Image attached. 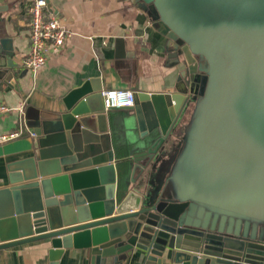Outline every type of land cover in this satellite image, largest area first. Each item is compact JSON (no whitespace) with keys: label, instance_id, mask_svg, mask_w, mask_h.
Here are the masks:
<instances>
[{"label":"water","instance_id":"1","mask_svg":"<svg viewBox=\"0 0 264 264\" xmlns=\"http://www.w3.org/2000/svg\"><path fill=\"white\" fill-rule=\"evenodd\" d=\"M131 1L173 45L174 90L137 91L117 118L91 78L62 109L27 112L36 145L0 187V248L48 238L50 264L71 246L98 262L136 248L156 264H264V0ZM13 53L0 36V67Z\"/></svg>","mask_w":264,"mask_h":264},{"label":"crops","instance_id":"2","mask_svg":"<svg viewBox=\"0 0 264 264\" xmlns=\"http://www.w3.org/2000/svg\"><path fill=\"white\" fill-rule=\"evenodd\" d=\"M32 1L0 0V36L10 38L16 63L0 67V103L16 106L23 102L25 123L32 120L27 112L50 114L62 109L63 97L91 78H99L102 89L174 90L180 64L175 63L173 45L131 0H47L71 35L44 66L33 72L25 69L21 62L29 52L28 8ZM110 110L117 118L133 112L130 107ZM18 124L16 110L0 112V133ZM109 126L114 133L110 122ZM36 138L24 131L0 142V187L8 184L10 168L33 154ZM112 147L115 157L128 152L118 138L112 139ZM49 247L48 238H38L0 248V264H50ZM89 255L85 248H62L57 264H156L145 262L143 252L136 248L118 262L112 257L98 262Z\"/></svg>","mask_w":264,"mask_h":264},{"label":"built area","instance_id":"3","mask_svg":"<svg viewBox=\"0 0 264 264\" xmlns=\"http://www.w3.org/2000/svg\"><path fill=\"white\" fill-rule=\"evenodd\" d=\"M29 52L22 59V66L29 71H36L45 65L48 58L57 53L71 31L62 22L57 11L50 7L47 0H33L28 8ZM135 91L129 88H105L101 90L102 106L105 111L114 108L131 107L134 104ZM16 110L19 113L18 127L0 133V142L18 137L27 131L32 137L35 132L28 128L24 118V103L9 106L0 103V112Z\"/></svg>","mask_w":264,"mask_h":264}]
</instances>
